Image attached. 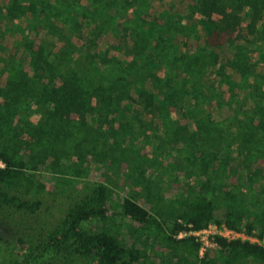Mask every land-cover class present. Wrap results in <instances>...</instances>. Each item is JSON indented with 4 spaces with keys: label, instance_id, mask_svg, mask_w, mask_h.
I'll use <instances>...</instances> for the list:
<instances>
[{
    "label": "rangeland",
    "instance_id": "obj_1",
    "mask_svg": "<svg viewBox=\"0 0 264 264\" xmlns=\"http://www.w3.org/2000/svg\"><path fill=\"white\" fill-rule=\"evenodd\" d=\"M130 1L116 0L117 10L112 12L116 17V32L98 35L84 23L65 27L52 21L46 29L38 31L26 29L25 23H21L23 28L20 29L16 19L8 23L1 15L0 68L7 57L21 62L24 78L30 80L32 86L34 81L56 80L58 70L50 69L48 64L56 63L58 53L55 51L65 43L70 45L75 57L85 58L96 51H106L109 57H124L135 39L128 11ZM4 3L5 0H0V14ZM190 3L191 0L153 1L148 13L142 16L149 19L151 13L162 7L186 12ZM240 6L234 8V12L242 16V29L213 48L226 61L229 43L243 38L248 48L247 61L264 74V62L248 34L249 25H259L264 20L262 4ZM173 42L178 49L181 42L186 49L200 44L192 36L184 35ZM229 72L235 82H240V73L234 66L230 65ZM180 76L178 67L166 61L156 70L152 86L148 85L156 94L178 97L169 101L173 106L169 107L172 122L152 113L155 103L152 94L148 100L134 94L129 105L122 106V115L115 109L113 115H106L101 108L91 110L86 116L67 114L65 127L48 122L37 131L44 120L37 99L27 94L14 96L11 90L3 91L0 131L15 133L25 141L32 140L35 132H41L54 140L56 150L47 161L36 163L35 170L28 169L35 180L45 186L43 194L28 196L38 198L40 206L29 211L13 207L0 210V264H22L46 229L95 183H104L110 188V213L119 212L118 200L128 196L159 218H172L188 186L198 187L208 181L219 188H224V182L239 188L250 215L261 212L264 207V85L249 79L246 87H237L240 96L247 99L246 109L240 111L237 122L229 118L230 110L219 108L217 93H223L225 99L228 93L212 73L204 75L202 84L192 87L191 83L178 85ZM5 83L6 79L1 78L0 84ZM17 98L19 101L15 102ZM190 103L208 112L206 125L189 117ZM218 117L221 121L215 120ZM109 123L113 124L112 131L108 130ZM239 124L245 128L243 135L239 134L236 139ZM121 126L125 129L121 130ZM243 137L246 138L240 145ZM21 152L28 157L24 150ZM115 219L117 225L92 220L84 222L82 227L105 230L123 245L136 246L141 254L140 264H225L217 259L219 246H209L202 251L198 247V256H195L193 252L158 242L128 218L116 215ZM259 242L264 244V237ZM72 264L94 263L77 259Z\"/></svg>",
    "mask_w": 264,
    "mask_h": 264
},
{
    "label": "trees",
    "instance_id": "obj_2",
    "mask_svg": "<svg viewBox=\"0 0 264 264\" xmlns=\"http://www.w3.org/2000/svg\"><path fill=\"white\" fill-rule=\"evenodd\" d=\"M153 1L162 2H129L135 39L124 57H109L106 51H96L85 58L75 57L70 45L65 43L55 51L58 53L56 63L48 64L50 69L58 70L56 80L34 81L32 86V82L24 78L22 63L7 57L0 68V79H6L4 85L0 84V95L11 90L17 97L18 94L19 97L23 94L35 97L44 114L37 131L48 122L65 127L67 114L86 116L91 110L101 108L106 115H113L114 109L122 115V106L129 105L134 94H140L144 100L151 99L152 94L155 99L152 113L172 122L169 107H173L174 96H161L150 88L156 70L167 61L181 72L178 85L191 83V87L197 86L202 84L205 74L212 73L228 93L226 99L223 93H217L219 108L230 110L229 118L239 122L240 111L246 109L247 99L240 96L237 87H246L249 79L264 85V74L247 61L248 48L243 44V38L229 43L226 61L213 47L242 29V16L234 12V8L251 3L254 6L262 4L264 15V0H191L186 12L162 7L147 19L142 14L148 13ZM2 10V19L8 23L16 19L20 29L23 28L21 23H25L24 28L38 31L46 29L52 21L65 27L84 23L92 28L95 35L115 33L117 28L115 14H112L117 10L116 0H5ZM248 34L264 62V20L259 25H249ZM179 35L192 36L200 44L186 49L181 42L178 49L173 41ZM89 41L93 42L92 39ZM230 65L240 73V82L233 80ZM18 101L17 98L15 102ZM190 109L189 117L205 125L209 122L208 112L191 103ZM215 120L221 121L219 117ZM123 128L121 126V130ZM244 128L242 124L237 126L236 139ZM113 129V124L109 123L108 130ZM33 137L25 141L15 133L0 131V210L13 207L29 211L34 206H40L38 198L30 199L28 196L30 193L35 196L43 194L45 186L37 182L28 169L35 170L36 163L47 161L55 153L56 145L52 138L41 132H35ZM245 138L240 140V145ZM21 150L28 157L23 156ZM110 196V188L104 183L92 185L70 203L60 219L46 229L43 238L22 264H72L77 259L94 264H140L141 254L136 246L123 245L115 235L105 230L82 227L84 222L92 220L110 221L117 225L116 215L135 222L158 242L193 252L195 256H198L199 244L192 236L177 237L180 232L200 229L209 223H223L229 228L244 230L258 240L264 237V207L259 214L250 215L240 189L227 182H224V188L214 186L210 181L202 182L198 187L188 186L181 206L172 218H159L128 196L118 200L119 212L110 213ZM215 240L219 246L217 259L225 264H264V244L260 242L225 240L220 236H216Z\"/></svg>",
    "mask_w": 264,
    "mask_h": 264
},
{
    "label": "built area",
    "instance_id": "obj_3",
    "mask_svg": "<svg viewBox=\"0 0 264 264\" xmlns=\"http://www.w3.org/2000/svg\"><path fill=\"white\" fill-rule=\"evenodd\" d=\"M192 236L194 240L199 244L200 251L209 246H218L215 237L220 236L225 240H247L250 242H259V240L251 234L246 233L244 230H236L227 227L225 224L209 223L207 226L200 229H190L182 231L177 237Z\"/></svg>",
    "mask_w": 264,
    "mask_h": 264
}]
</instances>
